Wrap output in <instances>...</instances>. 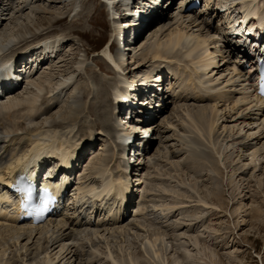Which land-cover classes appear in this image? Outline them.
<instances>
[{
	"label": "bare ground",
	"instance_id": "1",
	"mask_svg": "<svg viewBox=\"0 0 264 264\" xmlns=\"http://www.w3.org/2000/svg\"><path fill=\"white\" fill-rule=\"evenodd\" d=\"M69 1L68 5L63 6V9V7L58 6L55 0H47V4L42 0H0V73L6 77V82L9 86L8 90L12 91L7 95H3V92H1L2 95H0V191L3 194L0 198L5 197L12 205V209L7 210L8 216H5L8 219L2 218L0 220V249L2 248L4 252H7L10 237L18 236L15 239L12 238L14 240L11 239L14 241L11 243L17 249L14 258L16 261L6 260L5 256L4 259H0V264H31L32 258L37 256H40L38 258L40 259V264H61L72 255L74 246H69L67 251H65V247L63 250L60 249V244L76 241L78 235H83L89 230L94 235L91 236L87 243L90 244L87 245L90 250L87 256L92 259L102 254L98 251L96 241L105 237L106 233L114 237L116 233L123 236L125 233L137 231L134 224H126L128 223L127 214L132 209L137 208L133 214V217H136L139 213H143L146 210L144 208L141 209L144 205L142 206L141 202L137 203L136 197L137 199L143 197L146 179H148L142 169V161H148L151 164L154 158L148 151L141 153L140 148H145L150 143L151 147H153L154 143L156 145L158 142V137L166 138L164 136H166L168 131H173V137L185 149V154L188 152L193 158L196 157L194 159L200 158L208 162L212 171H215L218 175L224 173L225 176V171L231 169L232 174L229 177L231 181L235 178L237 171L243 172L246 170V165L232 167L234 154L237 153V146H240L239 152L246 151V149L249 152H253L251 157L254 163L257 162V165H259L258 155L264 151L263 143L262 146H259V140H251L257 134L256 132H254L256 134H253V131L251 132L252 137H250V133L247 137H240V140L234 138L236 135L243 133L242 125L250 127L253 122L257 124L261 122L260 126L264 127V99H260L254 93V82L257 79V75H252L251 60H246V56L259 58L261 55L259 45L261 43L248 40L247 38L249 44L244 47L241 45L243 41L228 35L233 30L238 34L241 31L239 29H242L246 24L250 25V30L247 31L248 34H245V36L255 33L254 30L257 31L259 29L264 33V0H220L219 10H224L222 24L225 25L223 27L226 29L222 34L223 37H219L217 33L218 22L216 24L213 21L214 15H218L216 9L213 11L214 0H205L204 9L202 8L203 10L201 9L195 13L188 11L187 8L194 0H180L181 6L177 11H173V15L168 10L157 11L160 6V0H146V2L139 0L140 3L138 0H103L113 24V31L123 39L130 40V42L124 45L126 49H123V52L117 54H115L114 43H107L101 50L102 56L108 60L106 63L111 73L114 71L116 75L117 86L110 89V99L107 105L105 99L101 105V107L105 105L109 111L110 109L112 111L107 113L105 123L101 124L103 122L101 113L105 109L101 111L102 108L98 107L97 111L100 110L101 116L95 117L96 121L91 124L90 128V139L87 140L81 137L78 138L76 135L78 125L76 121L70 119V115L73 114L77 105L76 95L74 91L73 93L71 91L74 89L76 79L80 78L78 71L82 72L83 70L84 72L86 68L91 67L88 63V52L84 53L87 54L84 55L80 62L75 63L74 69L71 66H67L68 58H70L71 54H66L67 48L70 47L66 37H45L42 41L30 44L32 40L46 31L42 25V14L50 15L47 19L50 25L53 24L55 19H65L66 16L72 17L73 13L75 15L72 21L80 17L77 14L79 5L75 4L73 0ZM40 2L41 4H39ZM130 3H132V6L145 5L147 3L148 5L146 4L145 6L148 7H143V10L133 12L128 8ZM12 5L14 8L12 12H14L11 14L16 16L22 13L25 19L19 20L14 17V20L11 19L13 23L5 26L2 30L4 21H6L5 17L8 16L6 7ZM237 7L240 9L237 10L238 13L236 12ZM68 9H71V11ZM234 11L237 13L236 16H234ZM121 12H126L128 16H124ZM122 16L129 19L124 22ZM204 17L209 19L207 26L204 23L206 20H202ZM7 20L10 21V19ZM199 20L202 21L199 22ZM193 24H200L196 28L198 26L201 28L195 30L193 27V31L191 28ZM144 35L148 36L147 40L143 39V44L141 43V46L137 47L136 45L139 43L140 38ZM134 42H137L135 43V48L133 46ZM40 44L47 49V52L40 57L33 52L31 60H27L22 65L20 64V70L16 72L17 62L14 60L15 56L24 55L21 50H26V48L27 53L31 50H37ZM21 45H24V47H18ZM235 45L239 46V48L234 50ZM126 51L129 52L127 53ZM135 51L139 54L136 55L137 52L135 53ZM232 54L235 57H232ZM54 55H56L55 59H49L45 66H42V63H38L46 61L47 57ZM230 56L234 58L233 61H228L227 58ZM130 59L131 62H129ZM130 63H134L133 77L130 76L132 70H128ZM145 64H150L151 68L148 69ZM245 64L250 65L245 66ZM104 74L105 78H110L108 77L110 73L105 72ZM3 82L0 83L3 84ZM97 85L95 82L90 83V94L93 93L94 97L101 99L103 96L100 95L101 92L99 96L95 95L98 92ZM17 87H20V89H17ZM22 90L25 91L21 93ZM167 90L172 92V97ZM162 92H164L163 95ZM28 93H32V95L24 97V94ZM55 98L64 99L66 103L62 107L61 113L51 116L56 108H52L54 109L53 111L52 109L46 110L45 105L48 102H52ZM170 99L171 104L174 103V106L179 108L175 112L179 124L176 125L178 122L176 123L173 118L164 117L162 120H165V127L167 126L168 129L162 131L163 129L160 130L156 123H151L150 121H153L160 113L165 111L164 109H166ZM191 101H194V104ZM113 102L116 105L114 110L116 112L113 111L114 106L111 104ZM184 102L186 105H184ZM189 102L191 103L188 104ZM52 103L53 106L58 104ZM126 105L132 110L130 115L132 119L124 118L125 114H122ZM22 106H24L23 116L19 121L12 123L10 118ZM180 109L182 111L181 114ZM61 115H66V117L62 116L64 120L60 122ZM90 116L92 117L93 114L90 113ZM144 117H146V120ZM56 118H59V120ZM66 119L67 121H65ZM248 121L250 122L248 123ZM52 122H55V124H52ZM230 124L231 126H228ZM220 126L223 132L220 131ZM94 130L98 135L105 134L107 136L108 139H106L107 141L103 146L96 144V136L93 134ZM151 130L152 132H150ZM237 130L240 131L239 134L234 133ZM194 135H198V138ZM135 139L136 142L133 146L131 144ZM229 140H232L231 144H229ZM250 141L252 143H249ZM224 143L227 145H224ZM160 144L163 145L165 142L161 141ZM108 145L110 148H108ZM93 146H95V150L89 154L88 160L83 159L84 156L82 155H86L91 148H94ZM182 148H174L175 150L171 151V153L164 152L163 158H166L165 161L175 158L176 152L180 154V151H184ZM104 152H110V156ZM160 153H163V151H160ZM69 155L72 159L66 163ZM92 156H95V158L90 162L89 160ZM43 157L48 159H42ZM59 158L64 160L58 166L57 164L56 166L54 165V173L56 170L66 167V165L69 169L74 164L78 165V167L83 165L82 176L75 178L74 174L77 171L75 169L70 172L72 179L68 177L66 181H63V186L68 188L73 180H76L75 184L77 187L71 196L72 198L67 197L66 199L69 201L68 207L62 210L57 219L49 220L43 226L34 227V225L17 224L16 221L21 214H19L18 193L12 191L14 188L11 180L13 174L19 168L20 175L24 176L23 168L31 160L32 163L36 162L38 165L37 170H35L36 175H38L41 168H43L44 161L48 162L47 160L50 159L56 161ZM157 158L155 157V159ZM229 163L230 166H228ZM240 164H242V161ZM224 176H220L221 180L216 179L215 183H212L210 187H206V197L208 198L203 199L199 194L201 197L197 201L207 207H220L215 201H219L222 197L219 189L221 190L223 185ZM182 183L184 184V182ZM194 185H197V183ZM189 187L191 190L198 192L195 190L196 186L194 188ZM183 203L185 202L183 201ZM157 208H161V212L164 213L163 211H165L167 212L166 215H168V213L174 211L176 204L158 205L156 210ZM240 209L238 207L235 210V214ZM2 210L4 209L1 208ZM256 212L258 215L263 214L262 207L257 206ZM3 213L5 215V212ZM185 216L181 215L184 218ZM143 220L146 221L145 218ZM50 227H52V230L45 234V242L43 244V237L33 243L36 249L30 250V248L21 245L20 241L22 239H28V242H32V238L39 235V231L44 233L43 230ZM143 228L148 231L146 227ZM3 229L8 230V232L12 230V233L10 232L9 235L2 233ZM24 237L27 239H24ZM163 237L160 231L155 232L152 234V238L147 239L144 244V248H149L153 252V257L158 260H160L161 253L157 250V245ZM114 238L112 239L114 240ZM105 240L107 242L105 244L107 246L105 260H108L111 264H127L123 261L124 259L120 260L122 257L118 260L119 254L117 259L113 255L111 244L109 245L108 243L110 238L108 237ZM2 250L0 251L2 252ZM117 250H119V247ZM117 250L115 251L119 253L120 250ZM77 251H75V254L78 253ZM211 256L217 257V254L212 251ZM188 257L190 258L191 255ZM126 260L128 261L129 259ZM128 263L135 264V261L130 259Z\"/></svg>",
	"mask_w": 264,
	"mask_h": 264
},
{
	"label": "rangeland",
	"instance_id": "2",
	"mask_svg": "<svg viewBox=\"0 0 264 264\" xmlns=\"http://www.w3.org/2000/svg\"><path fill=\"white\" fill-rule=\"evenodd\" d=\"M42 1L45 4H47V0H42ZM55 1H57L59 7L68 5L67 3L70 2L69 0H55ZM74 1H75V4L79 5L77 14L80 17H78L77 20L72 21L73 16L75 15V13H73L72 17L66 16L65 19H55L53 24L50 25L47 21L50 15L48 16V14L47 15L42 14L41 15L42 25L46 29V31L44 33L42 32L40 36H37L38 38L36 37V39L32 40L30 44L35 43L37 41H42L45 39V37H53V36L66 37V40L69 41L68 43H70V47L67 48L66 54H71L70 58H68V65L67 63L66 65L68 67L71 66L74 69L76 65L75 63L80 62V60H82L84 55L87 54V53L86 54L84 53L88 52V63L91 65V67L86 68L84 72L83 70L82 72H80V70L78 71L80 78H78L79 80L76 79L75 85L73 87L75 90L72 88L73 90L71 91L72 93L74 91L76 95L75 99H77V105L74 109L75 113L73 112V114L70 115L71 116L70 119L76 121L78 125L76 128L77 132L75 131L77 133L76 135L78 136V138L81 137L82 139L87 140V139H90V134H91L90 128H91V124L96 121L95 117L99 115L101 116L102 114L103 122H101V124H104L106 121L107 113L112 111V109H110L109 111L108 107L106 108L105 105L104 107H101V105L104 102V99L107 105L108 100L110 99V96H109L110 89L117 86V83L115 80L116 75L114 71L113 73H111V70L108 67V64L106 63L107 61L104 60L102 56L101 50L107 43H114L115 54L123 52V50L120 49L122 47L121 45L122 40L120 36L115 34V32L113 31L114 30L113 24H112L110 16H108V12L104 5L103 0H73V2ZM79 1L80 3H78ZM214 2L220 3V0H214ZM39 4H41V2ZM220 5L221 3L218 4V8L220 7ZM79 8L81 9L82 13ZM238 8L239 7H237L236 9L237 13H238L237 10H240ZM6 9H8V16L5 17L6 21H4V24H3L4 26L2 27V30L4 29L5 26L13 23L14 17H16V19L18 18L19 20L25 19L22 13H20L19 15L17 14L16 16H13L11 14L14 12V11L12 12V10L14 9L13 5L7 6ZM176 9H175V6L174 8L171 7L169 12L173 14L172 12ZM203 9H204V6H203ZM68 10L71 11V9H68ZM236 12L235 11L233 12L235 13L234 16L237 15ZM214 17L215 18H213V21L214 22L216 21V23L218 22L217 33L219 37H223L222 34L226 31V29L224 28L225 25L222 24L223 16H221V14H218V15H214ZM7 19H10V21ZM128 19L129 18H125V17L122 18L124 22H126ZM202 20L203 21L206 20L204 23H206V26H207L209 19L204 17V19ZM201 21L199 20V22ZM197 25L200 26V24H197ZM197 25L193 24L191 26L193 31H194V28L195 30H198L199 28H201L199 26L196 28ZM147 37H148L147 35L142 36L140 38L139 43L136 46L137 47L141 46L142 40L143 39L147 40ZM124 45H127V44H124ZM22 46L24 47V45H21L18 47L22 48ZM133 46L135 48V44ZM69 51L70 53H68ZM126 52L128 53L129 51H126ZM136 52L137 51H135V53ZM130 54L132 55V53ZM138 54L139 53L137 52L136 55ZM232 57L231 56L228 57L227 58L228 61L230 60L233 61L234 59ZM129 62H131V59L129 60ZM142 62H145V61H142ZM133 65L134 63L133 64L130 63V66H128L129 68L128 70L129 71L132 70L130 73V76L132 77L134 75L132 73L134 71ZM145 66L148 69L151 68L150 64H145ZM105 72L110 73L108 75V77H110L109 79L104 77ZM54 76L57 77L58 75H54ZM91 82H95L96 84H98L97 85L98 94L96 93L95 95L99 96V93L101 92L100 95H103L101 99L100 98L97 99V97H94L93 93L90 94L89 86ZM24 91L25 90H22L21 93ZM29 95L31 96L32 93L24 94V97H27ZM52 102H54V104L55 103H58V104L53 106ZM52 102L46 103L45 108L46 110L56 108L54 113L52 112V115H51V116H54V115H57L61 110H63L62 107L65 106L64 104L66 103V100L64 99L59 100L58 98H55ZM191 102H189L188 104H190ZM193 102L192 104H194ZM111 104H113L114 106L113 107L114 108L113 111H114L116 109V105L114 103H111ZM184 105H186V103ZM99 106L102 108L101 111L105 109L104 111H102L101 114H100V110L97 111ZM167 106L168 107L165 110V112L162 114V117L156 122V126H159L160 130L163 129L162 131L168 129L167 126L165 127L166 125L164 123L165 120H162V118L169 117L170 119L173 118V120L176 121V123L178 122L177 115L175 112L178 111L179 108L175 107L174 103L171 104V99L168 101ZM54 109H52V111ZM179 111L181 114L182 113L181 109ZM90 113L93 114L92 117L90 116ZM23 114H24V106L20 107L16 112L13 113L12 118H10L11 122L15 123L19 121L20 118L23 116ZM78 114H81V115L78 116ZM62 116L66 117V115H61L60 120L59 118H56V119L61 122L62 120H64ZM65 121H67V119ZM249 122L250 121H248V123ZM52 124H55V122H52ZM178 124L179 122L176 125ZM260 124L261 122L258 124L253 122L252 123L253 126L251 125L250 127H248L247 125L245 126L242 125L243 130H244L243 133H241L240 135H236L234 138L236 140H240V137H243V138L247 137L253 131V134L257 133L256 135L258 137L255 135L253 138H251V140L253 141L259 140L260 144L258 145L262 146L264 144L263 142L264 141V135H263L264 127L260 126ZM254 125L256 126L258 125L259 127L258 126L254 127ZM228 126H231V124ZM220 131L223 132V129L221 128V126H220ZM234 133L239 134L240 131L237 130ZM93 134L96 136V144L98 143V145L103 146L106 143L107 141L106 139L108 138L107 136H105V134L98 135L97 132H95V130L93 131ZM194 136L198 138V135H194ZM252 136L253 135L251 133L250 137ZM164 137L166 138L158 137L160 140H158L156 145L154 144V146L152 147L151 156L154 157L152 159L153 162L150 164L148 161L147 162L142 161V169L144 173L148 176V177L146 176L148 179H146V183H145V187L143 191L144 192L143 197L138 198L136 200H137V203L141 202L142 206L143 205L145 206V207L144 206L141 207V209L144 208L146 210L145 211L143 210L144 212L139 213V215L135 213L138 216L133 217L134 212L137 210V208H135L134 212H132L130 216H128L127 218L128 223H126V224H132V225L134 224L137 231H132L131 233H128V234L125 233L124 235L122 234L123 236H120L118 233H116V235L114 234L115 238L111 237L113 235H108V233H106L104 235L105 237H103L104 239L101 238L99 239V241H96V245L98 244L97 245L98 251L100 254L101 253L102 254L99 257H94L92 259H89L87 255L89 254L90 250L87 245H90V244H87V243L89 242V239H91V236L94 235L92 231L89 230L87 232L88 234L87 233L83 234L84 236L78 235V238H77L78 242L77 240L73 242L71 241L73 245L71 242H66L64 244L62 243V245L60 244V249L63 250V248L65 247L64 249L65 251H67L69 246L70 247L74 246V248L72 249L73 250V253L71 255L72 257L71 256L68 257V259L62 262L63 264H68V263L69 264H72V263L73 264H92V263L93 264L94 263L95 264H111L108 260H105L106 259L105 254H106V249H107L106 248L107 246L105 245L107 242L105 239L108 237L110 238L108 243L109 245L110 244L112 245V246L110 245V247L114 252L113 255L116 257V259L120 255L118 260L122 257L120 260L124 259L123 261H125L127 264H129L128 261H130V259L132 261H135V264H264V157H263L264 151L263 153L261 152L258 155L259 165H257V162L254 163L251 157L253 152L251 151L249 152L247 149L246 151L244 150L242 152H239L240 146H237L238 147L237 153L234 154V157H233L234 163H232V167H236V166L240 167L242 165H246L245 167L246 170H244L243 172L237 171L235 178L231 181L229 180V177L232 174L231 169H228L227 171H225V176H224V173L222 175H218L215 171H212V168L209 167L208 162H205L203 161V159H200V158L194 159L196 157L193 158L188 152H186L185 154V149L182 148L181 144L179 142L178 143L176 142L177 139L173 137V131H168L166 136ZM199 139L201 140V138ZM161 141H164L165 144L161 145L160 144ZM229 141H230L229 144H231L232 140H229ZM249 143H252V141H250ZM175 145L177 146L175 147ZM224 145H227V144L224 143ZM110 146L108 148H110ZM93 147L94 148H91L90 152L87 153V156H89V153L95 150V146ZM174 148H179V149L182 148V150L184 151H180V154L179 152H176L175 153L176 157L171 158L169 161L166 160L167 161L166 162L165 161L166 158L165 159L163 158L164 152L171 153V151L173 152L175 150ZM160 151H163V153H160ZM104 153H107V155L110 156L109 154L110 152L109 153L104 152ZM155 157L156 158L158 157V158L155 159ZM93 158H95V156H92L89 161L92 162L91 160H93ZM86 160H88L87 157H86ZM197 161L199 162V164ZM241 161H242V164H240ZM154 162L155 164H153ZM196 166L198 167L196 168ZM228 166H230V163ZM81 168H83V166H81ZM79 176H82V173H80ZM220 176L222 177L224 176V180L222 181L223 185L221 187V190L219 189L220 196L222 197L219 201L218 200L215 201L217 204H219L220 207L218 208L217 207H207L204 204H201L199 201H197L199 200V197L201 196H202L201 198L203 199L208 198L206 197L207 195L206 187H210L212 183L216 182V179L221 180ZM179 179L182 182H184V184ZM196 183L197 185H194ZM189 186L193 188L196 186L197 188L195 187V190H197L198 192L191 190ZM183 201L185 203H183ZM164 204H167V205L176 204V208L173 209L175 212L172 210L173 211L172 213H168V215H166L167 212L163 211L165 214L162 213L161 208H157L156 210V207L158 205H164ZM257 206L262 207L263 214H260V215L257 214L256 212ZM238 207H240L241 209L238 213L235 214V210ZM181 208H183L184 210ZM181 215L182 216L187 215V216H185L184 218V217H181ZM144 218L146 219V221L143 220ZM139 222L141 223L139 224ZM140 225L143 227H146L148 231L144 229L143 227H141ZM135 227H134V230H135ZM51 230H52V227L44 229L43 230L44 233H41L39 231L38 233L39 235H37L36 237L34 236L31 240L32 242L30 241L28 242L27 241L28 239L24 237V239H27V240L22 239L20 241L21 245L26 246L27 248H30V250L36 249V246L35 245L33 246V243H36L37 242L36 240H40L43 237L42 238V241H43L42 244H43L45 242L44 240L45 234ZM11 231L8 232V230L3 229L2 233H6L9 235ZM154 231L155 232L160 231V233L163 234L164 236L163 239H161L157 245V250L160 251L161 253L160 260L155 259V257H153L152 255L153 252L149 248H144L145 247L144 244L146 243V240L149 238L150 239L152 238V234L155 233ZM17 237H18L17 235L10 237L9 239L10 250L9 248H7V252H4L2 248L0 249L3 252L2 253L0 251V256H1L0 259H4V257L6 256L5 257L6 260L16 261V259L14 258H15V253L17 249H15L14 244H12L11 242H14L12 240H14ZM112 238H114V240ZM118 247L120 250L119 253L115 251L118 249ZM74 249L75 251L78 250L77 251L78 253L75 254ZM61 250H58V251H61ZM212 251H214V253L217 254V257L211 256ZM189 255H191L190 258L188 257ZM78 256L79 258L80 257L81 258L79 259ZM39 257L40 256L32 258L31 264H38V263L40 264V259H38ZM126 259H129V260L127 261ZM68 260L71 262H69ZM87 260L89 263L87 262Z\"/></svg>",
	"mask_w": 264,
	"mask_h": 264
},
{
	"label": "snow or ice",
	"instance_id": "3",
	"mask_svg": "<svg viewBox=\"0 0 264 264\" xmlns=\"http://www.w3.org/2000/svg\"><path fill=\"white\" fill-rule=\"evenodd\" d=\"M43 192H44V198L42 200V204L37 208V215L42 214L46 210L47 205L49 203L47 190L45 189L43 190Z\"/></svg>",
	"mask_w": 264,
	"mask_h": 264
}]
</instances>
